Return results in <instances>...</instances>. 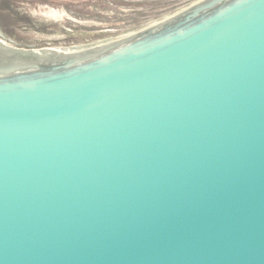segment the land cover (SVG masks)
Wrapping results in <instances>:
<instances>
[{
  "label": "water",
  "instance_id": "water-1",
  "mask_svg": "<svg viewBox=\"0 0 264 264\" xmlns=\"http://www.w3.org/2000/svg\"><path fill=\"white\" fill-rule=\"evenodd\" d=\"M91 4L0 0V264H264V0Z\"/></svg>",
  "mask_w": 264,
  "mask_h": 264
},
{
  "label": "rangeland",
  "instance_id": "rangeland-1",
  "mask_svg": "<svg viewBox=\"0 0 264 264\" xmlns=\"http://www.w3.org/2000/svg\"><path fill=\"white\" fill-rule=\"evenodd\" d=\"M195 0H103V7L90 5L94 12L109 13L117 18L134 16L142 18L168 10Z\"/></svg>",
  "mask_w": 264,
  "mask_h": 264
},
{
  "label": "flooded vegetation",
  "instance_id": "flooded-vegetation-1",
  "mask_svg": "<svg viewBox=\"0 0 264 264\" xmlns=\"http://www.w3.org/2000/svg\"><path fill=\"white\" fill-rule=\"evenodd\" d=\"M1 32V31H0ZM11 40V39H10ZM26 48H33V46H31V45H29V46H27Z\"/></svg>",
  "mask_w": 264,
  "mask_h": 264
}]
</instances>
